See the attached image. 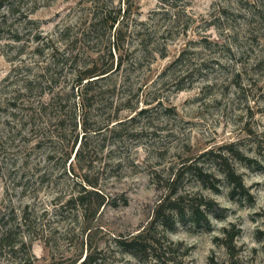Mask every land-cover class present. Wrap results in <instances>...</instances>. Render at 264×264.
Wrapping results in <instances>:
<instances>
[{
    "label": "rangeland",
    "instance_id": "obj_1",
    "mask_svg": "<svg viewBox=\"0 0 264 264\" xmlns=\"http://www.w3.org/2000/svg\"><path fill=\"white\" fill-rule=\"evenodd\" d=\"M80 1L21 0L20 14L0 12V214L7 221L25 210L32 227L25 248L0 253V264H74L88 253L97 254L96 264H143L117 252L113 239L150 226L179 172L178 193L214 204L208 225L186 218L171 230L153 226L174 262L264 264V0H113L146 24V50L131 37L118 72L92 87L105 91L100 104L70 100L61 142L56 122L34 111L49 98L48 76L39 75L55 48L63 54L59 34L74 32ZM66 77L57 86L66 89ZM15 91L23 96L14 112ZM141 109L147 112L138 116ZM83 119L102 134L84 162L72 161L73 152L64 163ZM190 164L214 175L217 189L203 188L185 169ZM228 169L248 195L237 190L231 198ZM84 177L97 183L104 205L92 196L85 213L59 209Z\"/></svg>",
    "mask_w": 264,
    "mask_h": 264
},
{
    "label": "trees",
    "instance_id": "obj_2",
    "mask_svg": "<svg viewBox=\"0 0 264 264\" xmlns=\"http://www.w3.org/2000/svg\"><path fill=\"white\" fill-rule=\"evenodd\" d=\"M158 1L163 5L167 0ZM123 2L125 1L122 0ZM20 6L21 0H0V12L6 10L12 15L20 14ZM79 8L78 22L72 35L69 34L72 31L71 27H65L60 31V40L64 44L62 47L63 54L59 55L58 59L57 53L59 50L55 48L50 55V61L45 63L39 75L41 79L48 76V101L39 102L36 111L31 108L40 117L46 115L49 117L48 120L50 122L53 120L56 122L54 123L56 125L55 128L63 132L61 135L58 134V140L61 142L66 136V108L70 107V105L74 107L70 104V100L79 97L81 102L85 103L88 108L93 106V104H100L97 98L102 97L105 91L99 89V91L95 92L92 89L93 85L105 81L110 75L118 72L121 61L128 56L129 44L133 42L132 36L135 37L136 42L138 41L140 51L145 52L144 41L150 35L144 29L146 26L144 21L131 19L132 12L128 3L126 8H123L121 5L115 6L113 0H81ZM2 17L6 19L5 15H2ZM1 25H4V23ZM92 52L97 54L94 59L90 56ZM105 56L108 57L110 63L106 65L98 64L97 61ZM160 56L162 57L163 55ZM83 58L88 61H83ZM113 61L119 62L114 66ZM63 73L67 77L70 76V84L66 89L57 86L59 77ZM36 78L25 80L24 90L28 91L29 86L36 81ZM59 87L60 89H58ZM22 96L21 92L15 91L14 97L11 98L9 106L14 112L19 110L20 107H18L17 102L20 101ZM99 102L102 103V99ZM105 103L109 106L112 105L108 100ZM146 112L145 109H141L137 115L140 116ZM69 120L73 122L71 125L72 130L76 131V119L72 118ZM78 125L81 128L75 134L73 141H71L70 151L67 153L64 163H68L73 152L72 161L76 160L80 164L84 162L90 153L92 139H98L100 134H102L100 129L94 128L92 130L84 119L81 123L78 122ZM108 127L109 124L104 126V129L106 128L105 130L107 131ZM108 132L114 133V130L111 129ZM72 161L69 162L70 165ZM185 169L193 175L194 179L203 188L212 191L217 189L215 184L217 179H215L214 175L206 172L202 166L190 164ZM222 174H224L226 181L231 185V198L237 190L242 194L248 195L243 181L235 174L234 170L228 169V171H222ZM181 175L182 173L179 172L170 182L168 194L157 204L152 222L148 228H143L137 234L131 235L126 239L120 237L113 239L114 248L117 252L132 256L143 264H176L172 257L168 255L169 251L164 246L162 238L160 239L156 234H152L153 226L171 230L178 221L181 222L186 218L197 227L200 226L201 222L208 225L207 216L210 214V208L214 204L202 196L193 197L188 193H178L175 185ZM82 182L86 185L82 187L81 183H79L80 191H78L77 195H72L65 202L59 203V209H67L72 206V208L79 209L85 213L89 207L87 200L92 196L98 200V206L104 205L107 197L95 191L97 183L88 181L86 177H84ZM87 187L93 190H89ZM10 216V220L4 221L5 215L0 214V253L4 252L8 255L20 252L25 248L26 240L30 242L32 238V227L26 211L22 210L18 217L14 213ZM231 240L232 235L229 237V242ZM226 246L229 250V246ZM79 259L74 264H96L98 260L97 254L94 253L86 254L80 261ZM22 264H33V261L30 258L24 259Z\"/></svg>",
    "mask_w": 264,
    "mask_h": 264
}]
</instances>
